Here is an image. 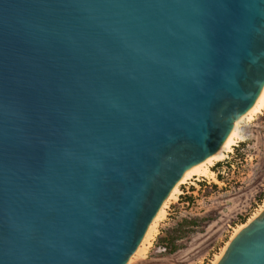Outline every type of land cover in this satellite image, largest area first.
<instances>
[{
  "label": "water",
  "instance_id": "obj_1",
  "mask_svg": "<svg viewBox=\"0 0 264 264\" xmlns=\"http://www.w3.org/2000/svg\"><path fill=\"white\" fill-rule=\"evenodd\" d=\"M263 91L264 0H0V264H128Z\"/></svg>",
  "mask_w": 264,
  "mask_h": 264
},
{
  "label": "rangeland",
  "instance_id": "obj_2",
  "mask_svg": "<svg viewBox=\"0 0 264 264\" xmlns=\"http://www.w3.org/2000/svg\"><path fill=\"white\" fill-rule=\"evenodd\" d=\"M239 130L243 139L210 167L216 181L195 176L179 185L150 245L128 264H211L234 229L264 208V110ZM172 243L178 249L169 254Z\"/></svg>",
  "mask_w": 264,
  "mask_h": 264
},
{
  "label": "bare ground",
  "instance_id": "obj_3",
  "mask_svg": "<svg viewBox=\"0 0 264 264\" xmlns=\"http://www.w3.org/2000/svg\"><path fill=\"white\" fill-rule=\"evenodd\" d=\"M262 110H264V91H263L261 97L259 98V100L257 101L256 105L254 106V108L244 118H242L238 122L237 126L235 127V129L233 130V132L231 133L229 138L227 139L226 143L224 144V146L222 147L220 152L217 153L216 155H214L212 158H210L206 162H204L203 164H201L200 166H198L197 168L189 171L183 177V179L178 183V185L172 190V192L170 193V195L167 198L166 202L164 203L163 207L161 208L159 214L157 215L155 221L153 222L151 228L149 229L148 233L146 234L144 240L142 241L140 247L137 249V251L135 252L133 257H136V256H138L140 254H144V250L146 249V247L148 245H150V242L152 241V239H153V237L155 236V233H156L157 223L159 222V220L164 215V212H165L164 209L166 208V205L168 203L167 201L172 199V197H174L176 195V193L179 192V190H178L179 185L186 183L188 180H190L192 177H195V176H197V178L198 177L207 178V179H209V181L210 180L211 181H216L215 174L210 169V167L213 165L214 162H220V161L224 160L227 157V154L232 151V147L238 142L237 140L241 141L243 139V136L240 135V130H239L240 123L246 118L247 119H251L255 115L261 114ZM263 207H264V202L262 204L261 209ZM243 226H244L243 224L242 225H238L237 228L234 229L232 237H234V235H236V233ZM226 245H227V243H226ZM224 249H225V246L222 248V250L220 251L219 254L214 256L213 260L211 261V264H216L218 262V260L220 259Z\"/></svg>",
  "mask_w": 264,
  "mask_h": 264
},
{
  "label": "trees",
  "instance_id": "obj_4",
  "mask_svg": "<svg viewBox=\"0 0 264 264\" xmlns=\"http://www.w3.org/2000/svg\"><path fill=\"white\" fill-rule=\"evenodd\" d=\"M178 248L175 246V245H173V243L171 244V247H170V251L168 252L169 254H172V253H174L176 250H177Z\"/></svg>",
  "mask_w": 264,
  "mask_h": 264
}]
</instances>
